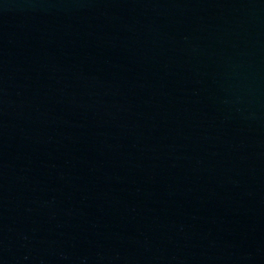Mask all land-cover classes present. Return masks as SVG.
<instances>
[{"label": "water", "instance_id": "water-1", "mask_svg": "<svg viewBox=\"0 0 264 264\" xmlns=\"http://www.w3.org/2000/svg\"><path fill=\"white\" fill-rule=\"evenodd\" d=\"M0 264H264V0H0Z\"/></svg>", "mask_w": 264, "mask_h": 264}]
</instances>
